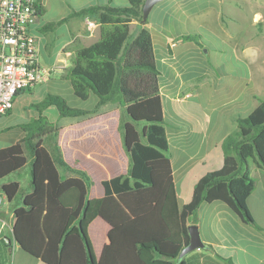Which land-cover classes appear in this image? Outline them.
I'll list each match as a JSON object with an SVG mask.
<instances>
[{
  "label": "trees",
  "instance_id": "1",
  "mask_svg": "<svg viewBox=\"0 0 264 264\" xmlns=\"http://www.w3.org/2000/svg\"><path fill=\"white\" fill-rule=\"evenodd\" d=\"M144 1L128 0L127 6L95 4L71 13L95 15L99 23V40L76 51L68 72L77 98L86 100L92 92L99 99L97 106L88 111L47 94L36 106L38 116L21 125L25 136L0 149L1 191L9 202L18 198L12 235L24 252L43 264H188L184 257L178 258L189 242L187 226L196 222L203 203L221 202L241 222L262 230L248 198L255 188L249 163L264 172V100L249 115L237 118L235 136L221 143L222 167L201 177L189 201L179 206L159 71L151 34L144 28L147 21L142 20ZM133 21L138 26L131 34ZM179 39L202 46L199 34ZM106 103L122 107L120 131L129 169L102 182V198L89 199L91 178L63 160L60 128L43 111L55 107L60 117H80L96 113ZM27 165L30 192L23 194L19 182L9 180ZM97 217L110 226L109 244L98 260L87 234Z\"/></svg>",
  "mask_w": 264,
  "mask_h": 264
},
{
  "label": "crops",
  "instance_id": "2",
  "mask_svg": "<svg viewBox=\"0 0 264 264\" xmlns=\"http://www.w3.org/2000/svg\"><path fill=\"white\" fill-rule=\"evenodd\" d=\"M38 1L43 10L33 29V34L37 39L40 65L47 74V78L36 87L21 92L14 98L11 111L0 116V137L8 141V144L0 147V149L14 145L25 136L21 125L38 116L36 106L44 100L47 94L61 96L70 106L88 111L94 110L99 101L98 97L92 92L89 93L86 100L77 98L68 77V72L74 66L76 51L91 46L100 38L97 16H71L73 11L92 5L65 10L57 19H50V21L44 23L40 17L42 18L47 14L49 7L47 9L46 0ZM104 2L98 4L109 3L112 5L114 0H105ZM122 2L125 5L121 6L128 5V0H122ZM182 9L184 8L172 9L174 16H177ZM181 13L184 15L183 22L187 24L192 15L187 14L185 11ZM146 21H148V18ZM147 24L148 22L144 25V28L149 31L152 37L156 67L159 71L160 94L164 107L166 96L164 95L165 87L161 85L160 68L166 69L167 67V70H170L169 67L172 66L171 61L177 47L196 49L198 45L193 41L179 39V36L191 33H179L172 21L167 23L166 28L162 21L158 25L159 32L156 30L154 33L153 28L149 29ZM137 26L136 21L131 23V34L136 32ZM199 35L201 42L204 36L201 33ZM168 37L169 39H167ZM237 60L238 58L235 59L236 62ZM249 84V80L244 78L241 90L248 89L251 93L254 92ZM21 96L25 98V103L20 106V111L25 120L15 126L3 125L2 118L10 116L14 110L19 108L18 101ZM28 99L31 102H27ZM75 101L83 103V105L77 104ZM73 102L76 104H73ZM182 104H187L188 110L186 112L192 114L193 125L187 123L183 124V127L180 122L171 125L166 120L167 115L164 109L165 134L171 154L173 180L180 207L189 201L192 189L201 177L222 167L224 155L221 143L229 136L230 131L237 130V118L245 117L225 115L221 120L219 130L210 133L209 130L213 123L211 114L202 106L191 105L189 102H183ZM51 108L56 110L55 107H48L43 111V115L46 116V111ZM122 113L123 110L119 103H106L100 106L96 113L86 116L60 117L57 112L61 120L58 118L57 121H53L60 128L58 144L63 160L71 168L85 172L93 182L88 193L89 199L102 198L104 196L102 182L124 175L129 169V160L120 131ZM46 118L50 121L48 116ZM185 128L191 131L197 129L198 131L195 133L200 136L199 142L190 152H185L181 145H173L176 140L180 141L185 137L183 133ZM254 168V173L251 174L250 171V175L254 179L255 188L248 198V207L254 220L262 230L241 222L221 202L203 203L198 209L196 222L192 224L198 226L206 247L187 254L184 258L188 264H264V223L255 217L250 204L251 198L257 193L258 189H260L259 193L264 198V172L255 166ZM27 175L30 181L29 170ZM9 181L17 180L10 179ZM29 181L27 184L28 189L22 192L23 194L30 192ZM17 199L12 202L6 200L0 207V264H43L39 259L24 252L13 239V209L18 203ZM109 232L110 226L100 217L95 218L88 226L87 234L96 260L99 259L104 247L109 244ZM147 255L151 257L149 253ZM153 257L158 258L156 255Z\"/></svg>",
  "mask_w": 264,
  "mask_h": 264
},
{
  "label": "rangeland",
  "instance_id": "3",
  "mask_svg": "<svg viewBox=\"0 0 264 264\" xmlns=\"http://www.w3.org/2000/svg\"><path fill=\"white\" fill-rule=\"evenodd\" d=\"M104 1L46 0L49 11L40 19L47 23L50 19H57L65 10L105 3ZM112 5L121 6L125 3L114 0ZM177 8H184L181 12L192 15L187 24L183 22V13L174 16L172 9ZM162 21L165 28L172 21L181 34L201 33L204 36L202 46L198 45L196 49L177 47L170 70L167 67L160 68L161 85L165 87L164 109L168 123L172 125L180 122L183 127L187 123L193 125L192 114L186 112L187 104H182L189 102L191 105L204 107L211 114L213 123L209 132L215 133L221 127V120L225 115L246 116L260 100H264V0H164L150 11L147 26L149 29L153 28V33L156 30L159 32L158 25ZM204 48L208 50L207 55L203 52ZM244 78L249 80L254 92L241 90ZM187 94L189 95L186 96ZM27 102L31 101L28 99ZM23 103L25 98L21 96L19 108L10 116L2 118L3 125L15 126L25 120L20 111ZM77 104L83 105L80 102ZM45 115L52 122L58 118L61 120L54 108L46 111ZM197 131L185 128V137L180 141L176 140L173 145H181L185 152H190L199 142L200 136L195 133ZM235 134V130H232L228 135L234 137ZM7 144L8 141L0 137V147ZM249 167L253 174L255 168L251 162ZM28 170L27 165L20 176L11 177V180L20 182L23 192L28 189ZM2 183L0 182V186ZM259 192L260 189L251 198L250 204L255 217L264 223V198Z\"/></svg>",
  "mask_w": 264,
  "mask_h": 264
},
{
  "label": "built area",
  "instance_id": "4",
  "mask_svg": "<svg viewBox=\"0 0 264 264\" xmlns=\"http://www.w3.org/2000/svg\"><path fill=\"white\" fill-rule=\"evenodd\" d=\"M40 13L38 0H0V116L11 109L17 94L47 78L33 34ZM6 200L0 191V207Z\"/></svg>",
  "mask_w": 264,
  "mask_h": 264
},
{
  "label": "water",
  "instance_id": "5",
  "mask_svg": "<svg viewBox=\"0 0 264 264\" xmlns=\"http://www.w3.org/2000/svg\"><path fill=\"white\" fill-rule=\"evenodd\" d=\"M164 1V0H145L144 5L142 7V20L145 22L149 16L150 11L152 8L159 2ZM203 52L207 55L208 50L204 48ZM187 231H188V236H189V242L187 246H185L180 254L179 258L181 259L185 257L187 254L190 252L197 250V249H204L206 247L205 243L203 242L199 228L196 224H189L187 226ZM13 239L15 241V237L13 235ZM16 242V241H15ZM16 244L19 246V244L16 242ZM20 247V246H19ZM21 248V247H20Z\"/></svg>",
  "mask_w": 264,
  "mask_h": 264
}]
</instances>
